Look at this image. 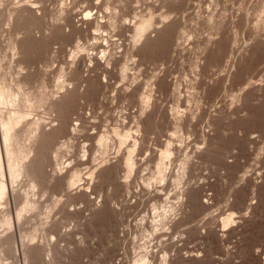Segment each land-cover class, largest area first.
Segmentation results:
<instances>
[{
	"label": "rangeland",
	"instance_id": "1",
	"mask_svg": "<svg viewBox=\"0 0 264 264\" xmlns=\"http://www.w3.org/2000/svg\"><path fill=\"white\" fill-rule=\"evenodd\" d=\"M0 12V76L12 87L21 79L26 94L6 107L29 115L11 142L14 178L4 164L0 264H131L153 251L150 264L164 254L167 264L261 263L264 0H0ZM148 17L153 24L137 39L134 25ZM123 120L142 128L128 178L118 163L126 150L117 154L109 132ZM103 131L105 148L96 141ZM167 140L174 149L161 182L156 149ZM83 162L84 182L66 189V169ZM85 166L86 174L96 168L92 178Z\"/></svg>",
	"mask_w": 264,
	"mask_h": 264
},
{
	"label": "bare ground",
	"instance_id": "2",
	"mask_svg": "<svg viewBox=\"0 0 264 264\" xmlns=\"http://www.w3.org/2000/svg\"><path fill=\"white\" fill-rule=\"evenodd\" d=\"M32 5H34V4H32ZM15 8V7H14ZM107 9H108V7H106ZM10 9V8H9ZM12 9V8H11ZM19 9V8H18ZM21 9L22 8H20V10H18V11H21ZM25 10H26V8H24ZM7 10H8V8H7ZM29 9L27 8V11H28ZM18 11H14L13 10V14L11 15L12 17L13 16H16V18H18L20 15H21V13L23 14V9H22V12L20 13V12H18ZM30 11V10H29ZM35 11V10H34ZM6 12H8V11H6ZM31 12V11H30ZM32 12H33V10H32ZM31 12V13H32ZM1 13V12H0ZM25 13V12H24ZM30 13V14H31ZM10 14V13H9ZM0 15H2V13L0 14ZM8 15V14H7ZM25 15H26V13H25ZM88 15V13H86V15L85 16H87ZM10 16V15H9ZM22 16V15H21ZM24 16V15H23ZM22 16V17H23ZM30 16V15H29ZM34 16V15H33ZM32 16V17H33ZM135 16V15H134ZM138 16V15H137ZM148 16V15H147ZM142 17H143V15H142ZM19 18H21V17H19ZM85 18V17H84ZM137 18V17H136ZM167 18V17H166ZM166 18H164V19H166ZM27 19V17L25 18V20ZM102 19V18H101ZM160 19H162V18H160ZM164 19H163V21H164ZM34 20V19H33ZM84 20V19H83ZM104 20V19H103ZM129 20V19H128ZM10 21V20H9ZM16 21V20H15ZM138 21V20H137ZM162 21V20H161ZM11 22H13V21H11ZM99 22H101V21H99ZM124 22V21H123ZM130 22V21H129ZM133 22V21H132ZM131 22V23H132ZM152 21H151V17H148L147 19H144V18H142L138 23L136 22V25H134V32L135 33H133V35L136 37V36H145L143 33L145 32V30L150 26L151 27V24H153V23H151ZM165 22V21H164ZM83 23V22H82ZM92 23V22H91ZM106 23V22H105ZM160 23V22H159ZM22 24V23H21ZM83 24H85V23H83ZM90 24V23H89ZM162 24H163V22H162ZM29 25V24H28ZM27 25V26H28ZM92 25V24H91ZM131 25V24H130ZM102 26V25H101ZM153 26V25H152ZM96 27H97V24H96ZM95 27V28H96ZM93 28V27H92ZM87 29V28H86ZM89 29V28H88ZM94 29V28H93ZM150 28H148L147 30H149ZM95 30V29H94ZM101 30V29H100ZM132 30H133V27H132ZM146 30V31H147ZM102 32V31H101ZM97 33V32H96ZM106 33V32H105ZM137 38V37H136ZM142 38V37H141ZM138 39V38H137ZM136 40V39H135ZM134 40V41H135ZM140 40V39H139ZM15 45V44H14ZM14 47V46H13ZM77 50V49H76ZM79 50V49H78ZM107 51V50H106ZM102 52V50L100 51V53ZM72 53V52H71ZM112 53V52H111ZM103 55V54H102ZM110 56V55H109ZM112 56V55H111ZM98 57H100V56H98ZM105 57H106V55H105ZM104 57V58H105ZM90 58V57H89ZM102 58H103V56H102ZM111 58V57H110ZM1 59H3V58H1ZM95 59V58H94ZM109 59V58H108ZM93 60V59H92ZM113 60V59H112ZM2 61V60H1ZM81 61L83 62V60L81 59ZM98 61V60H97ZM101 61V60H100ZM106 61V60H105ZM116 61V60H115ZM89 62V61H88ZM73 63V62H72ZM80 63V62H79ZM91 63V62H90ZM98 63V62H97ZM82 64V63H81ZM109 64H110V62H109ZM125 64V63H124ZM1 65V64H0ZM2 65H3V62H2ZM73 65V64H72ZM91 65V64H90ZM100 65V64H99ZM104 65V64H103ZM93 66V65H92ZM102 66V65H101ZM105 66V65H104ZM107 67V66H106ZM125 67H126V65H125ZM2 68V67H1ZM0 68V69H1ZM77 68V67H76ZM79 68V67H78ZM90 68H91V66H90ZM89 68V69H90ZM95 68V67H94ZM105 68V67H104ZM127 68V67H126ZM125 68V69H126ZM3 69V68H2ZM1 69V70H2ZM75 69V68H74ZM93 69V68H92ZM122 70V73L121 74H124L125 72V69H124V67H122L121 68ZM5 71V70H4ZM120 71V72H121ZM127 71V70H126ZM82 72V71H81ZM7 73V72H6ZM77 74V76H81V75H78V72H76ZM104 74V73H103ZM126 74H127V72H126ZM1 75V74H0ZM22 75H24V74H22ZM106 75V74H105ZM5 76H6V74H5ZM5 76L3 75V76H0V200H2V198L4 197V195H5V191H6V186H5V183H4V181H5V179L3 180V177H4V175H3V171H4V164H5V166H6V169H7V173L9 174V178H10V176H12L13 178L16 176L15 174H16V172H18V171H16L17 169L16 168H14V169H16V170H13V163H14V161H13V156L16 154H14L13 155V150H12V152H11V149H12V147H11V145H14V144H11V142H14L15 140H16V138L18 137V132L20 131V127H19V124L21 123L20 121H21V118H23L24 120H25V116H26V114L27 113H25V111L24 110H20V108L21 109H23L22 107H20L19 108V110L17 109V110H15V109H13V108H7L6 107V105H14V107H15V105L18 103V102H16L15 101V99H16V95H18L17 93H19V90H21L20 88L21 87H19V85L21 86V84H23L24 82H22L21 81V79L19 80V82L17 83V81H15L16 83H17V86H15V84H14V81H12V83L14 84L13 85V87L15 86V88H13L12 86H11V83H7V78H5ZM11 76V75H10ZM75 76V75H74ZM30 77V76H29ZM28 77V78H29ZM121 77H122V75H121ZM10 78V77H9ZM95 78V77H94ZM93 78V79H94ZM108 78V77H107ZM15 79V78H14ZM96 79V78H95ZM124 79V78H123ZM7 80V81H6ZM10 80H11V78H10ZM9 80V81H10ZM97 80V79H96ZM95 80V81H96ZM101 80V79H100ZM100 80H98V81H100ZM22 82V83H21ZM84 82H86V79H85V81ZM105 82V81H104ZM21 83V84H20ZM65 84V83H64ZM88 84V83H87ZM97 84V83H96ZM68 85L70 86V84L68 83ZM58 86H59V84H58ZM57 86V87H58ZM17 87V88H16ZM60 87V86H59ZM65 87V86H64ZM97 87V86H96ZM69 88V87H68ZM72 88V87H71ZM87 88V87H86ZM89 88H91V87H89ZM103 88V87H102ZM62 89V88H61ZM84 89V88H83ZM26 90V89H25ZM59 90V89H58ZM65 90V89H64ZM69 90V89H68ZM75 90V89H74ZM105 90V89H104ZM22 91V90H21ZM66 91V90H65ZM87 92H89L88 90H86ZM102 91V90H101ZM124 91V90H123ZM23 92V91H22ZM25 92V91H24ZM23 92V93H24ZM64 92V91H63ZM22 93V94H23ZM59 93V92H58ZM69 93H70V91H69ZM82 93H83V91H82ZM19 94H21V93H19ZM25 94V93H24ZM28 94V93H27ZM30 94V93H29ZM61 94V93H60ZM94 94H95V92H94ZM146 94V93H145ZM26 95V94H25ZM31 95V94H30ZM98 95V94H97ZM97 95H94L95 97L97 96ZM147 95V94H146ZM144 96V95H142V96H144L143 97V99L142 98H140V100L142 101V104L144 103H149V101H148V96ZM19 96V95H18ZM70 96V95H69ZM27 97V96H26ZM73 97V96H72ZM96 99V98H95ZM19 100L21 101L22 99H21V97L19 98ZM18 100V101H19ZM25 100L26 99H24L23 101L25 102ZM67 100V99H66ZM100 100V99H99ZM146 100H147V102H146ZM16 102V104H15V102ZM31 101V100H30ZM141 101H139V102H141ZM28 102V101H27ZM26 102V103H27ZM40 102V101H39ZM99 102V101H98ZM20 103V102H19ZM28 103H30V102H28ZM22 103H20V105H21ZM62 104H63V102H62ZM67 104V103H66ZM100 104V103H99ZM141 104V105H142ZM4 105H5V107L7 108V113H5V114H3V112H5V111H1L3 108H5L4 107ZM22 105H24V104H22ZM26 105V104H25ZM28 105V104H27ZM65 105V104H64ZM17 106V105H16ZM3 107V108H2ZM13 107V106H12ZM18 107V106H17ZM24 107V106H23ZM2 108V109H1ZM27 108V107H26ZM32 108V107H31ZM66 108V107H65ZM65 108H63L64 110H65ZM141 108V107H140ZM61 109V108H60ZM60 109H58V110H60ZM96 109H98V108H96ZM144 109V108H143ZM143 109H141V111L143 110ZM27 110H29V109H27ZM175 109H173V110H171V111H173V112H175L174 111ZM34 111V110H33ZM100 111V110H99ZM145 111V110H144ZM98 112V111H97ZM143 113H145V112H143ZM99 115V114H98ZM24 116V117H23ZM27 116H29L28 114H27ZM26 116V117H27ZM81 116V115H80ZM83 116V115H82ZM174 116V115H173ZM30 117H32V116H30ZM30 117H28V118H26V119H29ZM121 117V116H120ZM92 118H94V117H92ZM80 119V118H79ZM82 119V118H81ZM179 119H181V118H179ZM192 119V118H191ZM37 120V119H36ZM125 120V119H124ZM124 120L122 121L124 124L126 123V121L124 122ZM127 120V119H126ZM134 120V119H133ZM136 120V119H135ZM182 120V119H181ZM84 121V120H83ZM131 121V120H130ZM137 121V120H136ZM140 121V120H139ZM34 122V121H33ZM33 122H31V123H33ZM39 122V121H38ZM81 122V121H80ZM121 122V121H120ZM24 123V122H23ZM30 123V122H29ZM31 123L29 124V126H31ZM35 123H36V121H35ZM119 123V122H118ZM134 123V122H133ZM136 123H138V122H136ZM39 124V123H38ZM122 125L121 124V127L120 126H118L117 128H116V126H114V127H112L111 129H112V131H111V129H110V133L112 134V138H111V136H110V133H109V136H108V133L107 132H105V131H103V132H105V133H107V134H102L101 135V133L100 132H97L96 134H98V133H100L99 135V137H98V135H96L98 138H96V136H95V138H96V141H97V144H99L102 148H105V147H107V144H108V139L109 138H111V139H113V138H115V140L117 141V143H118V148L116 147V151H117V154L119 155V153H120V150H122L123 149V147H124V149L126 150V153L123 155V157H121L120 158V162H118V163H121V164H119L120 165V167L122 166V168L124 167V169H125V172H126V178H128V176L130 175V173L132 172V170H133V168H134V153L136 152V151H138V149H139V140H141V139H137V137H138V135H139V133L141 132L140 131V129H142V128H140V129H138L140 126H139V123L138 124H136L137 126H136V129H133V127H135L134 125L131 127V126H129L128 124H131V123H129L128 122V124L126 123V125ZM135 124V123H134ZM179 124H180V122H179ZM178 124V125H179ZM209 124V123H208ZM37 125V124H36ZM98 125V124H97ZM97 125H95V126H97ZM118 125V124H117ZM128 125V126H127ZM175 125V124H174ZM210 125V124H209ZM19 127V130L17 129L18 127ZM26 126V125H25ZM28 126V125H27ZM40 126V125H39ZM64 126V125H63ZM62 126V127H63ZM80 126V125H79ZM176 126V125H175ZM32 127V126H31ZM30 127V128H31ZM35 127V126H34ZM177 127V126H176ZM179 127H181V126H179ZM29 128V127H28ZM36 128H39V127H37L36 126ZM82 128H83V126H82ZM85 128V127H84ZM92 128V127H91ZM90 128V129H91ZM34 129V128H33ZM41 129V128H40ZM88 129V128H87ZM95 129V128H94ZM175 129V128H174ZM173 129V130H174ZM23 129H21V131H22ZM24 130H26L25 128H24ZM39 130V129H38ZM75 130V129H74ZM83 130V129H82ZM89 130V129H88ZM87 130V131H88ZM29 131V130H28ZM33 131V130H32ZM37 131V130H36ZM93 131V130H92ZM108 131V130H107ZM140 131V132H139ZM23 132V131H22ZM22 132H21V134H22ZM31 132V131H30ZM95 132H96V130H95ZM137 132H139L138 133V135H137ZM179 132H182V131H179ZM85 133V132H84ZM177 133V132H176ZM20 134V135H21ZM27 134H29V132L27 133ZM86 134V133H85ZM89 134H91L92 135V132L91 133H89ZM88 134V135H89ZM94 134V133H93ZM172 134H173V132H172ZM178 134H180V136H181V133H178ZM87 135V134H86ZM172 135L170 134V137H171ZM24 137V136H23ZM90 137V136H89ZM173 137V136H172ZM175 137V136H174ZM179 137V136H178ZM22 138V137H21ZM21 138H20V141H21ZM88 138V137H87ZM168 138V137H167ZM176 138V137H175ZM169 139V138H168ZM208 139V138H207ZM87 140V139H86ZM93 140H95V139H93ZM178 140V139H177ZM182 140V139H181ZM180 140V141H181ZM19 141V140H18ZM43 141V140H42ZM108 141V142H107ZM111 141V140H110ZM112 141H114V140H112ZM173 141V140H172ZM171 141V142H172ZM115 142V141H114ZM171 142H170V140H167V141H165V143H164V141H163V143H164V145H162L161 144V148H158V149H156L157 151H158V154L156 155V159H155V176H156V178L159 180V181H164L165 179H166V177H167V175H166V171H167V168L166 167H168L167 166V163H169L170 162V159H171V155L173 154L172 153V150L174 149H172L171 148ZM179 142V141H178ZM177 142V143H178ZM184 142V141H183ZM182 142V143H183ZM16 143V142H15ZM21 143V142H20ZM111 143V142H110ZM109 143V144H110ZM116 143V142H115ZM128 143H131V145H127ZM174 143V142H173ZM181 142H179V144H180ZM17 144H18V142H17ZM108 144V145H109ZM112 144V143H111ZM178 144V145H179ZM98 145V146H99ZM157 145H159V144H157ZM99 146V147H100ZM110 146V145H109ZM108 146V147H109ZM129 146V147H128ZM179 146H181L182 147V145L180 144ZM16 147V146H15ZM15 147H13V148H15ZM100 147V148H101ZM160 147V146H159ZM175 147V146H174ZM181 147H179V149L181 148ZM199 147V146H198ZM19 148V147H18ZM18 148H16V149H18ZM83 148V147H82ZM141 148V147H140ZM203 148V147H202ZM30 149V148H29ZM175 149H176V147H175ZM199 150H200V148H198ZM204 149V148H203ZM15 150V149H14ZM18 150H21V149H18ZM18 150H16V152L17 153H21L22 151H23V147H22V151H18ZM107 150V149H106ZM25 151V153H27V151H32V150H28L27 149V151L26 150H24ZM86 151V150H85ZM90 151H92V149L90 150ZM101 151H105V150H102V149H100V153H102ZM124 151V150H123ZM122 151V152H123ZM148 151V150H147ZM15 152V151H14ZM29 152H28V154H26V155H28L29 157H30V155H29ZM34 152V151H33ZM32 152V153H33ZM87 152V151H86ZM121 152V153H122ZM155 152V151H154ZM31 153V152H30ZM85 153V152H84ZM105 153H106V151H105ZM105 153H102V154H105ZM22 154V153H21ZM34 154V153H33ZM23 156H25L26 157V155L25 154H22ZM84 155V154H83ZM116 155V154H115ZM120 155H122V154H120ZM17 156H19L20 158H21V156L20 155H17ZM17 156H15L16 157V159H20L19 157L17 158ZM101 156V155H100ZM25 157H23V159L25 158ZM29 157H26V159L28 158L29 159ZM32 157V156H31ZM84 157V156H83ZM88 157V156H87ZM91 157V156H90ZM89 157V158H90ZM120 157V156H119ZM177 157V156H176ZM33 158V157H32ZM31 158V159H32ZM37 158V157H36ZM99 158V157H98ZM102 158H103V156H102ZM118 158V157H117ZM187 157H185L184 159H186ZM87 159V158H86ZM91 159V158H90ZM100 159V158H99ZM104 159V158H103ZM103 159H102V161H103ZM15 160V159H14ZM21 160H22V158H21ZM182 160V159H181ZM12 161H13V163H12ZM17 161V160H16ZM24 161H25V159L23 160V162L21 161V163H24ZM30 161V160H29ZM35 161V160H34ZM85 162H87L86 160H84ZM88 161H90V160H88ZM101 161V160H100ZM106 161V160H105ZM176 161V160H175ZM174 161V162H175ZM18 162H20V161H18ZM33 162V161H32ZM85 162H83V163H80V164H78V165H76V164H73V169L74 170H70L69 171V169H66V171H67V175H66V180H65V186H66V189L68 188V190L71 188V187H75L76 185H78L79 183L78 182H80L82 179H83V177L81 176V174H80V170L78 169V167H79V165H85L86 163ZM183 162H184V160H183ZM16 163V162H15ZM21 163H18V164H20L21 165ZM55 163H56V161H55ZM69 163V162H68ZM71 163V162H70ZM88 164H89V162H87ZM102 163H105L104 161L102 162ZM102 163H100V164H102ZM171 163V162H170ZM169 163V164H170ZM17 164V165H18ZM59 164V163H58ZM67 164V163H66ZM181 164V163H180ZM16 165V166H17ZM31 164L30 163H24L23 164V171L24 170H26L27 172L28 171H30V166ZM59 165H61V164H59ZM70 165V164H69ZM75 165L77 166L76 168L78 169H76V168H74L75 167ZM172 165V164H171ZM183 165V164H182ZM14 166H15V164H14ZM68 166V165H67ZM118 166V165H117ZM184 166V165H183ZM186 166V165H185ZM20 167V166H19ZM62 167V166H61ZM70 166H68V168H69ZM86 167V166H85ZM83 168V169H85V171H82L83 172V175H91L90 177L92 178L93 176L92 175H94V172L96 171V168H94L95 170H94V172L92 171V169H91V171L92 172H89L88 170H90V168L89 167H86V168ZM170 167V166H169ZM189 167V166H188ZM92 168V167H91ZM114 168V167H113ZM181 168H182V166H181ZM184 168V167H183ZM182 168V169H183ZM57 169V168H56ZM83 169H81V170H83ZM86 169H88L87 171H88V173L86 174L85 172H86ZM62 170V169H61ZM65 170V169H64ZM106 170V169H105ZM177 170V169H176ZM16 171V172H15ZM20 171H22L21 170V168H20ZM19 171V172H20ZM55 171V170H54ZM66 171H64V172H66ZM109 171V170H108ZM5 172V171H4ZM5 172V173H6ZM31 172H33V171H31ZM30 172V173H31ZM56 172V171H55ZM54 172V173H55ZM60 171H58V173H59ZM62 172V171H61ZM29 173V172H28ZM177 173V172H176ZM180 173V172H179ZM182 173H185V172H182ZM19 174V173H18ZM17 174V175H18ZM58 175H61V174H58ZM125 175V174H124ZM185 175V174H184ZM153 176V175H152ZM182 176V175H181ZM180 176V177H181ZM11 177V178H12ZM80 177H82V179L80 178ZM85 178H88V176H84ZM190 177V176H189ZM4 178H6V177H4ZM125 178V177H124ZM125 178V179H126ZM175 178H176V176H175ZM185 178V177H184ZM152 179V178H151ZM177 179V178H176ZM190 179V178H189ZM10 180V179H9ZM84 180V179H83ZM82 180V181H83ZM88 180H90V179H88ZM155 180V179H154ZM175 180V179H174ZM150 181V180H149ZM152 181H153V179H152ZM156 181V180H155ZM181 181V180H180ZM84 182V181H83ZM187 182V181H186ZM82 183V182H81ZM149 183V182H148ZM154 183V182H153ZM175 183V182H174ZM176 184H177V182H176ZM148 185V184H147ZM32 186V185H31ZM65 189V188H64ZM74 189V188H73ZM86 189H89L88 187L86 188ZM183 189V188H182ZM67 190V191H68ZM71 190H72V188H71ZM185 190V189H184ZM181 191V190H180ZM193 191V190H192ZM209 194V193H208ZM14 195V194H13ZM205 196V195H204ZM14 197V196H13ZM166 197V196H165ZM168 197V196H167ZM183 197V196H182ZM59 198V197H58ZM58 198H57V200H58ZM61 198V197H60ZM178 198V197H177ZM184 198V197H183ZM195 198V197H194ZM198 198V197H197ZM196 198V199H197ZM166 199V198H165ZM187 199V198H186ZM186 199H185V201H186ZM195 199V200H196ZM4 200H6L5 199V197H4ZM12 200V199H11ZM26 200V199H25ZM23 201V202H26V201ZM56 200V198H54V201ZM164 200V199H163ZM188 200V199H187ZM198 200V199H197ZM19 201V200H18ZM17 200H16V202H18ZM53 201V202H54ZM59 201V200H58ZM65 201V200H64ZM63 201V202H64ZM183 201V200H182ZM192 201V200H191ZM31 202V201H30ZM36 202H37V199H36ZM57 202V201H56ZM61 202V201H60ZM164 202H166L165 200H164ZM190 202V201H189ZM196 202V201H195ZM207 202H208V200H207ZM29 202H27L26 204H28ZM52 203V202H51ZM50 203V204H51ZM59 203V202H58ZM201 203V202H200ZM204 203H206V201H204ZM1 204V203H0ZM4 204H5V201H4ZM23 204V203H22ZM31 204V203H30ZM34 204V203H33ZM54 204V203H53ZM62 204V203H61ZM67 204H68V202H67ZM2 205V204H1ZM0 205V206H1ZM69 205V204H68ZM166 205V204H165ZM16 206V205H15ZM23 206H24V204H23ZM27 206V205H26ZM31 206V205H30ZM163 206V205H162ZM200 207H202L201 205H199ZM214 206V205H213ZM34 207V206H33ZM51 207V206H50ZM155 207V206H154ZM167 207V206H166ZM208 207H209V205H208ZM21 208V207H20ZM30 208V207H29ZM32 208V207H31ZM63 208V207H62ZM66 208V207H65ZM156 209H157V207H155ZM154 208V209H155ZM2 209V208H1ZM3 209H4V207H3ZM26 209H28V208H26ZM34 209V208H33ZM51 209V208H50ZM53 209V208H52ZM52 209L50 210V211H52ZM153 209V208H152ZM166 209V208H165ZM171 211H172V209L171 208H169ZM17 210H19V209H17ZM23 210H24V208H23ZM32 210V209H31ZM55 210V209H54ZM19 211H21V210H19ZM18 211V212H19ZM27 211V210H26ZM49 211V210H48ZM47 211V212H48ZM50 211H49V213H50ZM159 212V211H158ZM161 212V211H160ZM164 212V211H163ZM162 212V213H163ZM165 212H167L166 210H165ZM170 212V211H169ZM0 213H1V211H0ZM20 213V212H19ZM156 214V213H155ZM164 214V213H163ZM210 214H212V213H210ZM230 214V213H229ZM47 215H49V214H47ZM161 215V214H160ZM214 215V214H213ZM227 215V214H226ZM162 216V215H161ZM164 216V215H163ZM165 216H167V214H165ZM170 216V215H169ZM229 216H232L231 214L229 215ZM228 215H227V217L225 218H223L222 219V227H225V226H227L228 225V223L230 222V218L231 217H229ZM19 217V216H18ZM157 217V216H156ZM144 218V217H143ZM142 218V219H143ZM213 218V217H212ZM215 218V217H214ZM156 219V218H155ZM161 219V218H160ZM160 219H157V222L160 220ZM167 219V217L165 218V220ZM219 219V218H218ZM207 220V219H206ZM142 221V220H141ZM161 221V220H160ZM159 221V222H160ZM201 221H203V220H201ZM211 221V220H210ZM219 221V220H218ZM144 222V221H143ZM153 222V221H152ZM155 222V221H154ZM158 222V223H159ZM164 222V221H163ZM162 222V223H163ZM172 222V221H171ZM212 222H215V221H212ZM158 223H156V224H158ZM176 223H177V221H176ZM219 223V222H218ZM164 224V223H163ZM163 224H161L160 223V225H163ZM168 224V223H167ZM174 224V223H173ZM231 224V223H230ZM229 224V225H230ZM153 225H154V223H153ZM172 225V224H171ZM152 226V225H151ZM165 226V225H164ZM170 226V225H169ZM173 226V225H172ZM178 226H179V224H178ZM139 227V226H138ZM145 227V226H144ZM156 227V226H155ZM159 227V226H158ZM147 228V227H146ZM145 228V229H146ZM161 228H162V226H161ZM166 228V227H165ZM204 228V227H203ZM218 228V227H217ZM151 229V228H150ZM157 229V228H156ZM160 229V228H159ZM167 229V228H166ZM165 229V230H166ZM170 229V228H169ZM175 229V228H174ZM205 229V228H204ZM203 229V230H204ZM225 229V228H224ZM160 230H163V229H160ZM144 231V230H143ZM145 232V231H144ZM147 232H149V231H147L146 230V232L145 233H143L144 235L147 233ZM156 232H157V230H156ZM156 232H154V233H156ZM161 232V231H160ZM170 232V231H169ZM178 232V231H177ZM189 232V231H188ZM202 232H204V231H202ZM137 233H138V231H137ZM141 233V232H140ZM151 233H153V232H151ZM154 233H153V235H154ZM158 233V232H157ZM166 233V232H165ZM164 233V234H165ZM192 233V232H191ZM197 233H198V231H197ZM148 234H150V233H148ZM148 234H146V235H148ZM167 234H169V233H167ZM205 234V233H204ZM153 235H151V236H153ZM157 235V234H156ZM200 235V234H199ZM159 236V235H158ZM175 236V235H174ZM178 236V235H177ZM191 236V235H190ZM6 237V236H5ZM9 237V236H8ZM149 237H150V235H149ZM149 237H147V239L149 238ZM154 237V236H153ZM162 237V236H161ZM163 237H165V236H163ZM182 237V236H181ZM137 238V237H136ZM140 238V237H139ZM144 238H145V236H144ZM143 238V239H144ZM159 238V237H158ZM3 239V238H2ZM5 239V238H4ZM7 239V238H6ZM5 239V240H6ZM9 239V238H8ZM146 239V240H147ZM161 240H162V238H160ZM1 240V239H0ZM136 240V239H135ZM150 240H152L151 238H150ZM154 240V239H153ZM157 240V239H156ZM156 240H154V241H156ZM164 240V239H163ZM180 240V239H179ZM2 241H4V240H2ZM138 242V241H137ZM147 242V241H146ZM150 242V241H149ZM149 242H147V243H149ZM170 242V241H169ZM135 243V242H134ZM146 243V244H147ZM146 244H144V245H146ZM157 244V243H156ZM140 245V244H139ZM152 245V244H151ZM158 246H159V244H157ZM162 245V244H161ZM169 245V244H168ZM133 246V245H132ZM163 246V245H162ZM140 247H141V245H140ZM139 247V248H140ZM153 247V246H152ZM151 247V248H152ZM157 247V246H156ZM144 248L145 247H141L140 249L142 250H144ZM139 249V250H140ZM148 249H150L149 247H148ZM158 249V248H157ZM151 250V249H150ZM149 250V251H150ZM160 250V249H159ZM144 251H146V248H145V250ZM148 251V252H149ZM154 252V251H153ZM153 252H150L149 253V255L152 253V254H154ZM160 252V251H159ZM159 252L157 251V253L159 254ZM133 253H134V251H133ZM136 253V252H135ZM146 253V252H145ZM142 253L141 254V252H140V254L138 255L139 257L138 258H134L135 256H136V254H134V255H132V256H134L133 258V260H131L130 262H131V264H150L151 262H149V261H151V259H152V254L149 256V258H151V259H149L148 258V256L146 255V254H148V253ZM164 253V252H163ZM162 253V254H163ZM168 254V253H167ZM124 255V254H123ZM155 255H157V254H155ZM154 256V255H153ZM159 256H160V254H159ZM162 257H160L161 259H162V261L160 262V264H167V262H166V255L164 254V255H161ZM137 257V256H136ZM154 258V257H153ZM157 259V258H156ZM262 259V258H261ZM126 260V259H125ZM149 260V261H148ZM159 260V259H158ZM127 261V260H126ZM125 261V262H126ZM153 261V260H152ZM155 261V260H154ZM154 261H153V263H154ZM149 262V263H148ZM152 263V264H153ZM157 264H159V263H157ZM260 264H264V256H263V259H262V261H261V263Z\"/></svg>",
	"mask_w": 264,
	"mask_h": 264
}]
</instances>
